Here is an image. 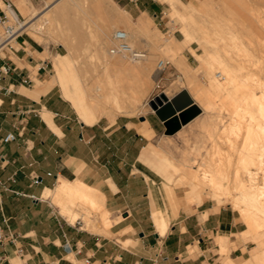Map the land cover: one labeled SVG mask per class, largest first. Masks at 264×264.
<instances>
[{
    "label": "crops",
    "instance_id": "0c3cea01",
    "mask_svg": "<svg viewBox=\"0 0 264 264\" xmlns=\"http://www.w3.org/2000/svg\"><path fill=\"white\" fill-rule=\"evenodd\" d=\"M130 11L141 16L150 6ZM16 44L0 59V65L6 62L12 68L0 80V225L7 236H13L0 241V264H78L85 259L91 264L260 261L254 256H260L261 250L245 239L247 226L230 206L202 202L180 207L174 217L167 210L168 227L161 235L153 213L166 204L161 183L152 177L148 148L166 135L165 122L144 103L136 112L103 115L85 123L73 116L53 87L38 98L29 95L26 89L47 82L40 80L35 85L47 61L34 57L36 42L32 37L22 35ZM34 65L38 68L33 75ZM181 69L190 72L185 57ZM165 72L160 77L163 86L149 100L157 94L166 100L183 89L170 88L174 74ZM28 77L32 83L25 82ZM44 112L51 114L55 128ZM192 120L178 132L188 130ZM9 133L16 139L5 142ZM35 177L41 182L35 183ZM60 178L80 179L102 193L110 224L113 221L108 233L77 228L51 199L43 197ZM221 240L227 253H221ZM18 248L23 249L22 255Z\"/></svg>",
    "mask_w": 264,
    "mask_h": 264
},
{
    "label": "rangeland",
    "instance_id": "374dc122",
    "mask_svg": "<svg viewBox=\"0 0 264 264\" xmlns=\"http://www.w3.org/2000/svg\"><path fill=\"white\" fill-rule=\"evenodd\" d=\"M11 2L25 21L28 15L20 11L17 0H11ZM30 2L34 4L32 5L34 11L36 9L38 12L36 13L38 17L43 14L49 3L56 0H30ZM0 6L5 7L1 0ZM144 6H150V11L141 16L130 11L132 7L143 9ZM122 11H126L131 20ZM139 19L144 20L142 31L136 30L134 25ZM120 21L130 31L132 46L137 50L146 51L147 58L131 61L123 55L110 56L108 50L113 46L114 32L118 28H120L118 30L125 29L120 26ZM40 22L44 23L40 32L29 28L25 29L23 34L25 37H32L36 42L34 57L47 61L46 68L39 71L42 77H34L36 87L38 81L48 82L54 75L52 56L69 54L63 71V74L67 75L65 79H70H68L70 86L73 85L75 88L82 86L85 91L89 90L86 91V99L95 97V102L103 107L100 117L136 112L142 104L149 105L148 97L160 89L158 83L161 87L163 86L160 77L165 71V73L174 74L171 76L170 88H183L190 91L191 97L201 108L200 113L193 118V124L181 133L167 131V136L163 135L148 148L152 156L150 157V166L154 171L152 177L155 182L161 183V193L166 204L161 212L165 216L167 210H172L171 216L174 214L176 216L180 207L187 208L202 202H214L218 206L232 207L247 226L248 238L245 239L252 241L253 248L258 246L262 252L260 256H257L258 253L254 256L255 261L260 260L259 262L246 264H264V226H256L247 214L244 215L245 211L243 210V213L240 210L239 207L244 208L243 204L245 203L246 206L247 203L237 197L233 180L235 172H239L241 178L244 176V181H247L248 177L243 172L241 157L250 152L248 150L251 147H249L250 144L253 146L257 144L256 147L254 146L255 149L251 147V153L253 148L255 157L263 158V164L250 166L252 171L258 172L257 182L264 181V133L258 129L249 132L247 125L249 112H252V109L254 112L252 113L256 117L259 116L257 118L260 120L256 109L257 104H253L247 98L253 93L260 96L264 92V86H262L264 85V0H61L58 6L53 7L40 18ZM186 38L190 39L186 42ZM14 46L17 47V44L14 43ZM41 50L44 51L41 52ZM195 54H201L212 62L215 67L211 69L213 72L200 68V59ZM176 56L182 58V61L185 57L186 62L191 66L190 72L181 69L182 63L181 68L175 65ZM160 59L169 61L168 67L162 72L157 69ZM230 62L233 64H229ZM108 63H115L119 67L108 70ZM220 65L231 69L236 75V83H239L241 88L234 89V93L223 95L225 89L222 93V88L214 91L209 87L208 83L218 69L222 75L226 76ZM235 66L239 68L236 70ZM37 68V65L31 67L33 75L37 73ZM189 74L194 76V81H190ZM111 79L127 88L120 103L107 101L98 96L102 91H98L97 86L101 85L107 89ZM215 80L220 79L216 77ZM53 89L63 97L73 116L81 120L70 100H67L62 93L61 86L55 85ZM218 90L220 94L215 93ZM242 104L244 107L248 106L246 109V111L250 109L248 113L241 109ZM238 116H242V119ZM240 121H243L239 124L241 127L236 130ZM259 146L260 149L256 150ZM212 176L217 179L210 182L211 178L213 180ZM198 177L206 178V181L203 180L205 183ZM220 181L230 188L229 195L220 194V197L216 191H213V189L216 190L214 184ZM169 186L172 187L171 190ZM174 195L176 199H173ZM169 198L176 200V203L174 201V204ZM237 199L243 203H238ZM237 203L240 206L237 207ZM69 206L81 217L79 222L72 223L77 228L94 233H108L110 230L113 221L108 225L104 223L103 211L106 208L103 201L102 209L79 201L70 202ZM168 206L170 207L167 208ZM107 216L109 220L110 214L108 213ZM220 242L221 253H227L228 247L222 240ZM228 264L234 263L228 261Z\"/></svg>",
    "mask_w": 264,
    "mask_h": 264
},
{
    "label": "bare ground",
    "instance_id": "6f19581e",
    "mask_svg": "<svg viewBox=\"0 0 264 264\" xmlns=\"http://www.w3.org/2000/svg\"><path fill=\"white\" fill-rule=\"evenodd\" d=\"M2 1V0H1ZM61 0H56V2H53V3H49L46 7H45V11L43 12V14L41 16H36V13H38L35 9L34 11V6L31 4L30 0H17L18 4L17 6L19 7L20 11L23 13V14H27L28 15V18L25 20V29H33V30H37L38 32H40L42 29H41V26L44 25V23H41L40 22V18L43 16L44 17V14L49 12L53 7H56L58 6V4L60 3ZM59 9V8H58ZM122 10V9H121ZM123 12V11H122ZM126 17L131 20V17L130 15L124 11L123 12ZM36 17V18H35ZM116 17V15H115ZM120 26H122L123 28H125L126 26H124V23L122 21H120ZM136 25V30L138 31H142L144 30V20L143 19H139L137 22H135ZM120 29V28H118ZM117 29V30H118ZM125 32L127 33V36H128V42L130 43V45L132 46L131 42H130V31L128 29H124ZM188 35V34H187ZM189 37V36H188ZM190 39V38H189ZM188 38H186V42L189 40ZM113 44H114V41H113ZM262 46V45H261ZM133 47V46H132ZM134 48V47H133ZM244 48V47H243ZM110 49L111 47L109 48V54L110 56H115L116 54H112L110 52ZM194 51V50H193ZM246 51V50H245ZM249 52V51H248ZM3 54V52H1ZM195 53V52H194ZM197 55V57L200 59V68H203V69H209V70H213L215 67L213 65L212 62H209L206 58L202 57L203 55L201 54H195ZM69 54H57L56 56L53 57V62H54V68H55V73L54 75L51 76L50 80L47 82V83H43V82H38V87L36 89H33V90H29V89H26L24 92L28 93L29 95L33 96V97H36L38 98V96L41 94V93H46V92H49V90L54 87L55 85H60L61 86V89H62V93H64V96L67 97L68 100H70V102L72 103V105L74 106L79 118L82 120V122H85V123H93L95 121H97L101 115V111L103 109V107L100 105V104H97V102H95L96 100L94 98L90 99L89 97V100L86 99V91H85V88H83L82 86L77 87L75 88L72 83L70 86L68 83L69 82V78L65 79L66 76L65 74H63V71L64 69L66 68V65H67V58H68ZM107 57V56H106ZM147 58V55L146 57ZM143 58V59H145ZM178 58V59H177ZM233 58V57H232ZM141 59V60H143ZM161 60V59H160ZM165 60V59H163ZM140 61V60H138ZM167 61V60H165ZM182 61V58L180 57H177L175 58V64L178 66V67H181V62ZM229 62V61H228ZM229 64H233V63H229ZM228 64V65H229ZM224 66V65H223ZM119 66L115 63H108L107 65V69L109 70V68L111 69H117ZM234 67V65L232 66V68ZM240 67V65H239ZM238 67V68H239ZM199 68V69H200ZM220 68L223 72H225L226 76L225 75H222L221 74V71L218 69V71H216L214 73V77L212 78L211 77V81L209 84V87L212 89V90H217V89H220L222 88V93H223V89H225L226 91L224 92L223 95H226L227 93L229 94L230 92L232 93L234 91V89H238L239 86V83L237 84L236 80H237V77L236 75H234V73L232 72L231 69L229 68H226L225 66L222 67L220 65ZM237 67L235 66V69ZM237 68V69H238ZM157 69L158 71H160V69L158 68V63H157ZM236 69V70H237ZM211 70V71H212ZM107 71V70H106ZM213 72V71H212ZM213 76V75H212ZM255 76V75H254ZM111 77V75H110ZM190 78V81H194V76L193 75H189L188 76ZM187 77V78H188ZM216 77H219L220 80H215ZM253 77V76H252ZM188 78V80H189ZM69 79V80H68ZM225 79L226 81H221ZM253 79V78H252ZM261 82V81H260ZM258 83V82H257ZM264 83V82H263ZM262 83V84H263ZM241 84V83H240ZM109 87L107 89L103 88V86L99 85L97 86V90L98 91H102V93L98 96L104 98L105 100H112L114 103H120L124 97V94L125 92L127 91V88L124 87V86H121L117 81H114L113 79L110 80L109 84H107ZM229 85H232V86H229ZM105 86V85H104ZM259 86V85H258ZM257 86V87H258ZM264 86V85H262ZM107 87V86H106ZM255 87V88H257ZM241 88V87H240ZM254 88V87H253ZM25 89V88H24ZM258 89V88H257ZM23 90V88H22ZM103 90H106V91H103ZM89 91V90H88ZM87 91V92H88ZM254 91V90H253ZM263 92V91H262ZM215 93H219V90L218 92H215ZM234 93V92H233ZM239 93H240V90H239ZM94 94V93H93ZM238 94V93H236ZM244 94V93H243ZM247 94V93H246ZM251 94V93H250ZM28 96V95H27ZM89 96V95H87ZM95 96V95H94ZM228 96V95H227ZM248 96V95H247ZM262 96V97H260ZM260 96H258L257 94L253 93L251 94V96L249 95V97L247 98L248 100H250L251 102H253V104H257L256 105V109L260 115V120L257 118L259 116L256 117V115H254L253 113V109H252V112H249L247 107L242 106L241 109L242 110H245L244 112H249V118H248V131L251 132L253 131L254 129H258L260 130V132H263L264 133V92L263 94ZM93 97V96H92ZM128 97V96H127ZM241 98H242V95H241ZM239 98V99H241ZM235 100L237 98H234ZM238 100V99H237ZM236 100V101H237ZM244 100V99H243ZM247 100V101H248ZM242 101V99H241ZM246 101V100H245ZM245 101H244V104H245ZM249 101V102H250ZM250 105V103H249ZM241 106V105H240ZM237 108H239L238 106H236ZM255 107V106H254ZM252 108V107H251ZM256 109L254 110L255 113H256ZM241 110V111H242ZM240 111V110H239ZM243 112V111H242ZM242 114V113H241ZM239 115V113H238ZM44 118L46 119V121L52 126L55 128L53 122H52V119H51V114L48 113V112H44L43 114ZM243 116V115H242ZM241 116V117H242ZM245 116V115H244ZM238 116V118H241ZM236 118V117H235ZM244 118V117H243ZM261 118H262V121H261ZM242 119V118H241ZM237 120V119H236ZM244 120V119H243ZM239 121V119L237 120ZM241 122L243 121H240L239 124H241ZM247 123V122H246ZM236 124V122H235ZM243 125V124H242ZM236 126V125H235ZM241 125H239V127L237 126L236 127V130L237 128L240 129ZM245 127V126H243ZM233 128V127H232ZM241 133V132H240ZM247 134V133H246ZM251 134V133H250ZM253 134V133H252ZM258 135H260L258 133ZM262 136V135H261ZM249 137V136H248ZM251 137V136H250ZM253 137V136H252ZM256 138V137H255ZM264 138V137H263ZM262 138V139H263ZM249 139V138H247ZM261 139V140H262ZM249 141V140H248ZM263 141V140H262ZM256 142V141H255ZM249 144V143H248ZM264 144V143H263ZM257 144H254V146L256 147ZM253 147L255 149V147L253 146V144H250L249 147ZM248 147V145H247ZM251 147L248 149L250 150V152H247L248 153H245L242 157H241V163H243V172L247 175V181H244V176L243 178H241V175L239 172H235L234 174V182H235V189L237 191V197L243 201V202H246L247 205L245 206V203L243 204L244 205V208L242 207H239L241 208L240 210H243L245 211L244 215L247 214L251 220L255 223L256 226H260V225H263L264 226V181L261 182V183H258L256 178H257V170L256 171H252L251 170V166L252 164H257L259 166H261L263 163L262 159L263 158H256L255 157V153H254V149L252 148V153H251ZM234 148V147H233ZM264 148V147H263ZM260 149V146L258 149L256 150H259ZM260 152V151H259ZM258 152V154H259ZM257 154V153H256ZM263 154V153H262ZM262 154H260L261 156H263ZM179 162V161H178ZM240 163V164H241ZM186 166V165H185ZM198 171V170H197ZM262 172V171H261ZM195 173V172H194ZM193 173V175H194ZM205 173V172H204ZM243 173V174H244ZM200 175V173H197ZM209 174V173H207ZM196 175V173H195ZM207 175H205L206 177ZM194 177V176H193ZM197 178V176H195ZM194 177V178H195ZM213 177V176H212ZM198 178H201L200 180L202 182L206 181L205 179H203L202 177H198ZM227 178V177H226ZM210 179V178H209ZM214 179H217V177H213V180L212 178L208 181L210 182H213L215 181ZM199 180V179H198ZM197 180V181H198ZM204 180V181H203ZM196 181V182H197ZM200 181V182H201ZM59 183L56 185L55 188L53 189H49L47 188L44 193H43V197L45 199H49L51 198L52 202L55 203L58 207H59V211L60 213L68 220L70 221L71 223L81 219V217L79 216L78 212H76L75 210H72L71 207L69 206V203L71 202H74V201H79V202H82L84 204H87L91 207L93 206H96V207H100V209L103 208L102 206V198H101V194H100V191L96 188V187H93L91 185H89L88 183L80 180V179H75V180H69V179H65V178H60ZM198 182V183H200ZM223 181H220L215 183L214 184V187L216 188V190H214L213 188V191H216L217 195L221 197L220 194H223V195H229L230 194V188L227 186V185H224L222 183ZM205 183V182H204ZM207 183V182H206ZM228 183V182H227ZM203 184V183H202ZM201 184V185H202ZM204 185V184H203ZM232 185V184H231ZM171 186V185H170ZM169 186V187H170ZM168 187V189H169ZM203 187V186H202ZM172 187H170V190H171ZM172 194L173 193V190L171 191ZM171 192L169 191V193L171 194ZM215 193V192H214ZM215 193V194H216ZM168 194V193H167ZM171 194V195H172ZM168 194V196H171ZM173 196V195H172ZM171 196V198H172ZM236 196V195H235ZM175 198L173 199H176V196L174 195ZM232 197V196H231ZM236 197V198H237ZM167 199V198H166ZM170 199V198H169ZM171 200V199H170ZM169 200V201H170ZM190 200V199H189ZM168 201V202H169ZM173 201V200H171ZM175 203H176V200H174ZM173 201V203H174ZM238 203H243V202H239V200L237 199ZM174 203V204H175ZM192 203V202H191ZM233 203V202H232ZM237 203V207L238 205L240 206V204ZM170 204V203H169ZM71 205V204H70ZM234 205V206H235ZM72 206V205H71ZM172 206V205H170ZM170 206H168L167 208H169ZM178 206V205H177ZM176 206V207H177ZM175 208V207H174ZM238 208V209H239ZM74 209V208H73ZM176 209V208H175ZM177 210V209H176ZM175 210V212H176ZM172 211V210H171ZM174 211V210H173ZM104 216H103V220H104V223L105 224H109V220H108V211L107 209L105 211H103ZM173 213V212H172ZM171 213V214H172ZM175 215V214H174ZM173 215V217H174ZM153 219H154V223L158 229V231L160 232V234H164L166 232V229L168 227V221L166 219V217L164 216V214L161 212V211H158V212H155L153 213ZM248 231V230H247ZM249 235V234H248Z\"/></svg>",
    "mask_w": 264,
    "mask_h": 264
},
{
    "label": "built area",
    "instance_id": "2783aa9c",
    "mask_svg": "<svg viewBox=\"0 0 264 264\" xmlns=\"http://www.w3.org/2000/svg\"><path fill=\"white\" fill-rule=\"evenodd\" d=\"M5 7L0 6V59H5V51L14 48V43H17V40L24 34L25 31V21L20 13L17 11L11 0H2ZM114 44L110 49L112 54L123 55L128 57L131 61H138L146 57L147 52L144 50H137L133 48L128 42L127 33L124 30H116L113 34ZM3 52V55L2 53ZM169 61L163 59L158 61V68L160 72L166 70L168 67ZM11 66L6 62L0 65V80L8 75L11 71ZM26 83H32L31 79L28 77L25 79ZM158 87H160L158 83ZM16 139L14 133H9L4 141H10ZM0 157L3 158V155L0 153ZM35 183L41 182L39 177L34 178ZM12 238V235L7 236L2 226L0 225V241H4L7 238ZM17 252L22 255L23 249L18 248ZM27 264V263H25ZM81 264H91L89 259L81 261Z\"/></svg>",
    "mask_w": 264,
    "mask_h": 264
},
{
    "label": "water",
    "instance_id": "95a60500",
    "mask_svg": "<svg viewBox=\"0 0 264 264\" xmlns=\"http://www.w3.org/2000/svg\"><path fill=\"white\" fill-rule=\"evenodd\" d=\"M148 104L165 122L168 133L178 131L182 125L195 118L201 110L187 89H182L166 100L163 94H157L148 101ZM177 112L179 113L177 114Z\"/></svg>",
    "mask_w": 264,
    "mask_h": 264
}]
</instances>
